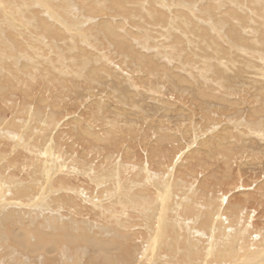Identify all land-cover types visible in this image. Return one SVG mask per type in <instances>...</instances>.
I'll list each match as a JSON object with an SVG mask.
<instances>
[{"label": "rangeland", "instance_id": "1", "mask_svg": "<svg viewBox=\"0 0 264 264\" xmlns=\"http://www.w3.org/2000/svg\"><path fill=\"white\" fill-rule=\"evenodd\" d=\"M20 2L0 0V264H104L87 236L114 264H264V0Z\"/></svg>", "mask_w": 264, "mask_h": 264}, {"label": "bare ground", "instance_id": "2", "mask_svg": "<svg viewBox=\"0 0 264 264\" xmlns=\"http://www.w3.org/2000/svg\"><path fill=\"white\" fill-rule=\"evenodd\" d=\"M15 1H19L20 2V0H15ZM40 1V0H39ZM2 2V1H1ZM13 2V1H12ZM23 2V3H22ZM22 2H20L21 4L18 6V5H11L12 6V8H13V10H14V12L15 13H19V11H22L21 9H23L24 7H25V9H23L24 11L25 10H27L28 9V1L27 2H25V1H22ZM31 2V1H30ZM45 3V2H44ZM30 4V3H29ZM6 6H8V5H6ZM121 6V5H120ZM48 10V9H47ZM12 11V10H11ZM23 11V12H24ZM3 13V11H2V9H1V6H0V29H2V26H3V24H2V22H3V20H5V19H3L2 18V13ZM6 12V11H5ZM49 12V11H48ZM47 12V13H48ZM63 14V13H62ZM10 15V14H9ZM48 15V14H47ZM8 17V16H7ZM50 17V16H49ZM50 21V20H49ZM45 22V21H44ZM43 22V23H44ZM7 23V22H6ZM45 24V26H47L48 28L49 27H52V26H50V24L49 25H47L46 23H44ZM43 24V25H44ZM55 24V23H54ZM53 25V24H52ZM47 28V29H48ZM110 28V27H109ZM54 29H55V27H54ZM41 30H43V29H41ZM10 31V30H9ZM2 32V31H1ZM48 32V31H47ZM207 36V35H206ZM33 41V40H32ZM149 50V49H148ZM38 56V55H37ZM29 63V62H28ZM34 72V71H33ZM29 77V76H28ZM32 83V82H31ZM14 84V83H13ZM12 84V85H13ZM41 84V83H40ZM7 93V92H6ZM6 185H7V183H6ZM7 186H9L10 187V185H7ZM6 186V187H7ZM12 186V185H11ZM157 190V189H156ZM22 191H23V189H22ZM21 192V191H20ZM14 194V193H13ZM19 194V193H18ZM14 195H16V194H14ZM17 196V195H16ZM8 216V215H7ZM10 216V215H9ZM18 230H21V229H18ZM27 230V229H26ZM28 231V230H27ZM36 232V236H35V240L34 241H30V240H28V236H26V231H24V229H22L21 230V232L20 231H16V232H14L13 233V238H14V240L18 243V245H20V246H23V247H27V246H31V248L35 251L36 249H39V248H41V246L43 247V243L47 240L48 242H50L51 240L52 241H54V244L55 243H61L62 241H66L67 243H69V244H78V243H80V242H82L81 240H88L89 241V243L92 245V247H93V249H94V253H95V257L97 258V259H99V260H101V262H104V264L106 263V264H114V261L112 260L113 258H111V253H112V251H113V249L115 248V245L116 244H112V242L110 241V243L109 242H107V241H104V240H102V239H98V238H96V237H89V236H87V237H84L83 239H81L80 238V236H78V235H74V234H66V235H63V236H61V235H57V236H51V235H47V234H45V233H43V232H41V231H35ZM33 234V233H32ZM31 235V234H30ZM38 235H39V237H38ZM82 237V236H81ZM51 239V240H50ZM53 239H56V240H53ZM13 240V239H12ZM13 240V241H14ZM83 240V241H84ZM14 241V242H15ZM60 245V244H59ZM240 245V244H239ZM117 247V246H116ZM235 247V246H234ZM233 248V247H232ZM224 250V249H223ZM226 250V249H225ZM38 251V250H37ZM36 251V252H37ZM49 251V250H48ZM121 251V250H120ZM231 251V250H230ZM29 252H31V251H29ZM220 252V251H219ZM234 252V251H233ZM232 252V253H233ZM243 252V251H242ZM258 252V251H257ZM20 254V253H19ZM36 254V253H35ZM220 255V254H219ZM54 256V255H53ZM226 256V255H225ZM224 256V257H225ZM228 256V255H227ZM242 255H241V253L240 252H237V253H234L233 255H231L230 257V259H225L224 260V258L221 260V259H219V263L220 264H236V262H238L239 261V259L238 258H240ZM245 256L246 257H244V259H242L244 262L245 261H256L257 259H259L261 256H263L262 254L261 255H259V254H257L256 252H255V254L253 253V251H248V252H246L245 251ZM218 257H221V255L220 256H218ZM263 257H261L260 259H262ZM41 259V258H40ZM99 260H95V261H98L99 263H100V261ZM149 261V260H148ZM240 261H241V259H240ZM239 261V262H240ZM257 262L258 261H256V264H257ZM263 262V261H262ZM261 262V263H262ZM31 263V262H30ZM241 264H242V262H240ZM254 262H252V264H253ZM260 263V264H261ZM62 264V263H61ZM102 264V263H101ZM239 264V263H238ZM249 264V263H248Z\"/></svg>", "mask_w": 264, "mask_h": 264}]
</instances>
